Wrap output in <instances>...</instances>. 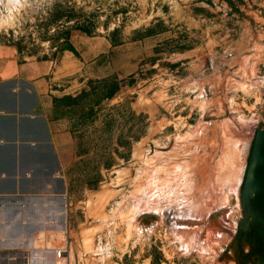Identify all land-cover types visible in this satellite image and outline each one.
<instances>
[{"label":"rangeland","instance_id":"obj_1","mask_svg":"<svg viewBox=\"0 0 264 264\" xmlns=\"http://www.w3.org/2000/svg\"><path fill=\"white\" fill-rule=\"evenodd\" d=\"M0 44L106 59L56 98L85 150L68 264H264V0H0Z\"/></svg>","mask_w":264,"mask_h":264},{"label":"crops","instance_id":"obj_2","mask_svg":"<svg viewBox=\"0 0 264 264\" xmlns=\"http://www.w3.org/2000/svg\"><path fill=\"white\" fill-rule=\"evenodd\" d=\"M53 50L32 58L0 44V247L35 245L46 231L73 242L70 188L85 150L76 148L74 120L59 114L56 98L108 67L102 52L80 63L68 50Z\"/></svg>","mask_w":264,"mask_h":264},{"label":"built area","instance_id":"obj_3","mask_svg":"<svg viewBox=\"0 0 264 264\" xmlns=\"http://www.w3.org/2000/svg\"><path fill=\"white\" fill-rule=\"evenodd\" d=\"M69 243L52 248H36L26 240H22L18 247H0L6 251L8 261H21L22 264H68L70 252Z\"/></svg>","mask_w":264,"mask_h":264},{"label":"bare ground","instance_id":"obj_4","mask_svg":"<svg viewBox=\"0 0 264 264\" xmlns=\"http://www.w3.org/2000/svg\"><path fill=\"white\" fill-rule=\"evenodd\" d=\"M247 148V147H246ZM262 176L259 178V181H258V183H256V186H257V189L259 190V194H256V196H258V197H260L261 195H263V193H264V170L262 171ZM260 174V175H261ZM239 183H240V181H239ZM237 186H239V185H237ZM238 188V187H237ZM236 188V189H237ZM261 194V195H260Z\"/></svg>","mask_w":264,"mask_h":264}]
</instances>
